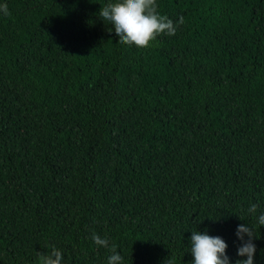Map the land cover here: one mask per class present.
Here are the masks:
<instances>
[{"label": "trees", "instance_id": "obj_1", "mask_svg": "<svg viewBox=\"0 0 264 264\" xmlns=\"http://www.w3.org/2000/svg\"><path fill=\"white\" fill-rule=\"evenodd\" d=\"M113 2L0 0V264H108L94 233L122 264H193V231L236 264L241 224L264 264V0H156L184 22L147 48Z\"/></svg>", "mask_w": 264, "mask_h": 264}, {"label": "clouds", "instance_id": "obj_2", "mask_svg": "<svg viewBox=\"0 0 264 264\" xmlns=\"http://www.w3.org/2000/svg\"><path fill=\"white\" fill-rule=\"evenodd\" d=\"M0 12L8 15L7 5H0ZM100 17L109 21L114 27L115 33L119 36V43L124 45H135L137 48H147L150 43L160 34L174 35L178 24H183L184 18L174 22L157 11L156 0H115L100 9ZM256 204L248 209L249 213H255ZM241 217V216H240ZM241 219H244L241 217ZM259 225H264V214L258 217ZM237 237L242 244L237 249L238 256L247 259L238 260L236 264H253L256 246L253 243L255 229L252 226L241 224L236 231ZM247 235V240H245ZM92 239L99 247L109 248L111 255L108 257V264H122L123 257L116 249V245H109L107 238H101L93 234ZM193 254V264H229V257L226 254L228 247L226 242L219 236H210L207 232L193 231L190 237ZM42 264H62V254L56 248L42 257ZM171 264V261L168 262Z\"/></svg>", "mask_w": 264, "mask_h": 264}]
</instances>
